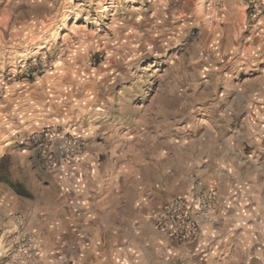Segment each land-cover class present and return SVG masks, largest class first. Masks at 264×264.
<instances>
[{
    "label": "rangeland",
    "instance_id": "rangeland-1",
    "mask_svg": "<svg viewBox=\"0 0 264 264\" xmlns=\"http://www.w3.org/2000/svg\"><path fill=\"white\" fill-rule=\"evenodd\" d=\"M245 2L0 0V110L10 112L5 103L20 101L25 83L65 76L69 109L106 110V127H94L103 135L95 148L103 165L144 181L155 177L142 219L150 213L154 225L153 216L171 198L193 189L196 174L187 193L174 177L192 171L201 154L229 164L230 185L209 213L219 215L215 237L201 229L185 241L167 234L173 246L184 244L179 256L165 246L171 252L166 264H264V200L252 186L262 174L240 170L264 169V92L234 63L235 53L252 56V47H264L261 34L250 43L247 15L240 35L235 29ZM222 28L229 35L220 40ZM80 94L85 99L77 105ZM13 128L0 129V153L16 149L19 155L15 146L27 144L36 154L29 133ZM3 233L9 232L0 227Z\"/></svg>",
    "mask_w": 264,
    "mask_h": 264
},
{
    "label": "crops",
    "instance_id": "crops-1",
    "mask_svg": "<svg viewBox=\"0 0 264 264\" xmlns=\"http://www.w3.org/2000/svg\"><path fill=\"white\" fill-rule=\"evenodd\" d=\"M245 15V7L236 12L235 20L226 15L227 20H234L238 35L244 30L239 22H244ZM246 17L252 23L248 33L254 45L257 36L264 35V16L257 20ZM219 35L221 40L229 33L222 28ZM262 49L252 47V56L235 53L234 63L246 69L248 76H254L253 80L259 82V89L264 92V47ZM50 79L30 81L34 86L25 83L20 101L5 103L10 112L0 110V129L14 127L16 131L31 133L44 126H54L60 131L72 130L86 140L84 151L73 159H65L58 153L56 164L48 173L42 170L37 155L27 144L14 145L20 150L19 155L12 153L16 149H11L10 154L0 153V227L6 232L17 230L14 218L19 214L21 227L33 236L39 247L38 257L25 264H166L171 252H167L165 246L173 248L179 256L184 243L174 242L173 246L165 232L154 229L150 213L146 220L142 219L144 205L155 195V177L144 181L134 174L110 171L103 165L95 150L103 135L96 134L94 127H106L101 125L105 123L106 110L91 111L83 106L75 111L69 109L72 98L69 80L63 75ZM81 94L76 96V104L79 98L85 99ZM98 117V121H93ZM261 159L263 164L264 155ZM229 168L227 162L203 153L197 164L191 166L193 170L180 171L174 182L181 192L187 193L196 174L201 187L214 193L213 208L219 207L220 196L226 193L230 182ZM242 169L262 174L252 186L264 200V169L240 165ZM210 212L204 217L201 231L205 237L213 239L219 215L212 216ZM137 213L139 219L135 220ZM4 243L2 236L0 250ZM0 256V264H11L4 255ZM207 256H211L210 251Z\"/></svg>",
    "mask_w": 264,
    "mask_h": 264
},
{
    "label": "built area",
    "instance_id": "built-area-1",
    "mask_svg": "<svg viewBox=\"0 0 264 264\" xmlns=\"http://www.w3.org/2000/svg\"><path fill=\"white\" fill-rule=\"evenodd\" d=\"M245 3L250 19L257 20L264 16V0H246ZM26 141L34 147L46 171L54 168L56 152L61 153L65 159H73L80 155L85 147L82 136L70 131L62 132L50 126L29 133ZM213 202L211 192L197 183L187 195L171 198L155 213L154 225L176 241L188 240L200 231L204 217L212 208ZM20 221L19 216L15 217L14 222L18 229L1 234L0 237L3 236L5 239L3 255L11 264H25L35 260L39 255L36 241L31 234L24 231Z\"/></svg>",
    "mask_w": 264,
    "mask_h": 264
}]
</instances>
